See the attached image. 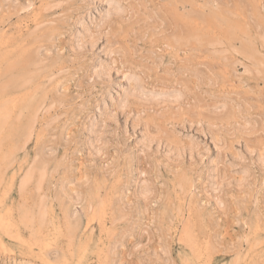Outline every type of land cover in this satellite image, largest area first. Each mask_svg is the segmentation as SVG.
<instances>
[{"label":"rangeland","instance_id":"374dc122","mask_svg":"<svg viewBox=\"0 0 264 264\" xmlns=\"http://www.w3.org/2000/svg\"><path fill=\"white\" fill-rule=\"evenodd\" d=\"M0 82V264H264V0H0Z\"/></svg>","mask_w":264,"mask_h":264},{"label":"bare ground","instance_id":"6f19581e","mask_svg":"<svg viewBox=\"0 0 264 264\" xmlns=\"http://www.w3.org/2000/svg\"><path fill=\"white\" fill-rule=\"evenodd\" d=\"M229 5H232V3L229 4ZM1 9H2V7H1ZM239 9H240V7H239ZM119 10H120L119 7L116 6V5L109 7L107 10H105L104 16H102L100 18V20L103 21V20H106L107 18H109L112 15L118 14L119 13ZM233 17H235V16H233ZM253 35H255V33ZM81 38L83 39V37H81ZM174 45H176V43H174ZM178 48H179V46H178ZM101 66H102V64H101ZM129 79L131 80V78H129ZM10 88H11L10 83H8V82H0V187H1L2 183H3V181L6 179V176H7V173H8V169L11 168L12 166H14L16 163H18L17 151L24 150V148L26 146V143H27V141L29 139L30 130L32 128V123H33V117H35V115H32L31 116V119H30V118H28L27 113L24 112L25 113V121H24V124L23 125H19L20 119L24 115L23 109L27 110L28 107H27V105H24V108L23 107H18V109L15 112V114L12 115V110H11V101H12V99L9 96L6 95L8 93V89H10ZM135 89H136L135 87H132L129 92L131 94H133L134 91H135ZM136 94H138V92ZM179 95L180 94H176L174 96V101L178 100V98L180 99ZM153 97H154V95H153ZM123 98L124 99H122V101H123V104H125V102H127L128 99H127L126 96L123 97ZM165 101H170V100H167V98H165ZM179 103H181V102H179ZM92 125H94V123ZM32 132H33V130H32ZM102 133H103L102 131H99V133H96L95 134V140L99 141L100 140V135ZM94 145H95V143H94ZM21 170H23V169H21ZM36 174H38L39 179H42L41 177L44 175V165H41L40 166L39 164L35 163L30 169H28L27 171H25L24 174L20 176V178L18 180L17 190H18V192L20 194V198L21 199H19L20 201L16 205V211H17L18 216L20 217V223L24 227H26L28 229L29 236L33 240L37 238V235L39 234L40 228L43 225V215H44V212L42 211L41 212V215L38 218L36 217L37 218L36 219L35 216L30 212V210H29V208H28V206H27V204L25 202L26 201V195L28 193V191H27L28 185L32 181V179L35 177ZM11 180L13 181V176L11 177ZM74 190H76V189H74ZM67 192H68V190H67ZM78 196H79V194H76L75 197L78 198ZM76 206H77V204H76ZM75 210H76V208H75ZM36 221H38L39 224H37ZM48 224H49V222H48Z\"/></svg>","mask_w":264,"mask_h":264}]
</instances>
